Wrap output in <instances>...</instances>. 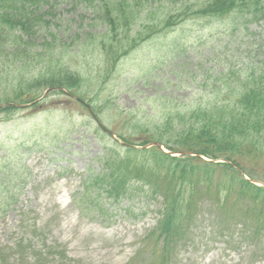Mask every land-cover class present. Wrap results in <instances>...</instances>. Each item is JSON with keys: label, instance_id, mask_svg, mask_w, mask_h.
Here are the masks:
<instances>
[{"label": "rangeland", "instance_id": "rangeland-1", "mask_svg": "<svg viewBox=\"0 0 264 264\" xmlns=\"http://www.w3.org/2000/svg\"><path fill=\"white\" fill-rule=\"evenodd\" d=\"M54 4L48 19L59 24L57 36L68 46L87 30L104 29L97 22L90 26L94 12L84 2ZM227 24L206 19L184 23L117 63L108 64L105 56L79 57L86 72L80 90L87 96L85 104L72 92L51 89L33 107L0 111V264H264L263 203L244 197L240 184L222 168L203 181L200 170L192 179L194 195L189 185L183 188L184 198L193 195L196 211L179 230L183 239L168 257L161 255V241L155 248L149 239L162 218V197L143 181H131L130 191L119 199L104 191L110 175L107 155L121 159L130 144L139 150L132 160L152 159L144 154L155 142L143 143L157 138L162 117L188 108L195 99L206 103L201 94L212 96L226 84L213 82L210 73L264 61L263 22L250 24L248 44L241 37L230 39ZM184 35L187 46L194 42L198 57L191 47L172 50ZM4 63L0 60V108L25 91V84L17 89L19 63ZM196 71L200 77L191 81ZM203 71L209 77L206 84ZM257 163L264 172V157ZM254 184L264 186L262 181Z\"/></svg>", "mask_w": 264, "mask_h": 264}, {"label": "trees", "instance_id": "trees-1", "mask_svg": "<svg viewBox=\"0 0 264 264\" xmlns=\"http://www.w3.org/2000/svg\"><path fill=\"white\" fill-rule=\"evenodd\" d=\"M77 1L84 2L85 7L94 12L90 26L95 27L97 22L104 29L100 33L87 30L81 36H86V39H81L77 33L80 38L68 46L63 36H57L59 24L48 19L55 6L54 0H0V60L6 64L8 59L16 66L19 63L16 67L19 72L17 89L25 84V91L16 97L19 99H7L9 105L0 111L18 110L23 104L33 107L48 89L69 91L85 101L87 96L81 91L85 86L82 77L86 72L80 68L79 57L102 59L105 56L108 64L117 63L147 40L168 35L184 23L203 19L228 22L231 32L227 36L233 40L241 37L248 44L252 39L250 24L258 25L261 21L264 24V0ZM54 28L55 32H52ZM181 29L186 33L184 26ZM189 43L184 35L172 50ZM192 43L182 50L188 51L191 47L196 58L198 53ZM263 63L258 66L253 63L244 70L232 64L224 71L210 73V77H216L213 82L221 85L224 81L226 84L212 96L201 94L199 98L207 99L206 103L195 99L188 108L168 112L162 117L155 128L157 138L151 137L150 142L143 143L155 142L156 145L144 154H149L152 159L144 156L141 162L132 160L131 157L137 156L135 153L139 150L130 144H126L127 152L121 159L111 155L104 159L110 172L104 180L106 194L119 199L128 194L131 181H143L154 189L155 196L162 197V218L150 232L149 239L154 241L155 248L162 242L161 255L164 257L178 248V241L183 239L179 230L194 217L192 179L200 170H203L200 171L203 181L222 168L234 183L240 184L244 197L248 195L254 197L255 202L261 201L264 209V186L254 184L256 181L264 182V172L259 171L257 163L264 157ZM186 72L188 74V68ZM206 72L201 74L205 78L203 84L209 79ZM24 75L31 78H23ZM199 75L196 71L191 81ZM163 145L171 152L162 150L160 146ZM175 152L181 154L172 156L171 153ZM221 158L228 161L215 162ZM243 159L246 160L240 162ZM167 184L176 187L172 189ZM188 185L193 195L184 198L183 190ZM165 186L167 189L162 191ZM249 208L255 212V206ZM260 231L262 229L258 227L256 233Z\"/></svg>", "mask_w": 264, "mask_h": 264}]
</instances>
